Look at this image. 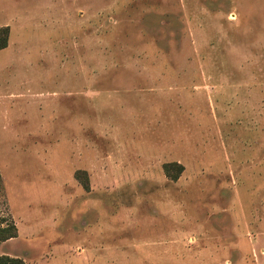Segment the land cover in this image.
Listing matches in <instances>:
<instances>
[{
  "label": "rangeland",
  "instance_id": "rangeland-1",
  "mask_svg": "<svg viewBox=\"0 0 264 264\" xmlns=\"http://www.w3.org/2000/svg\"><path fill=\"white\" fill-rule=\"evenodd\" d=\"M4 27L0 255L264 264V0H0Z\"/></svg>",
  "mask_w": 264,
  "mask_h": 264
},
{
  "label": "trees",
  "instance_id": "trees-1",
  "mask_svg": "<svg viewBox=\"0 0 264 264\" xmlns=\"http://www.w3.org/2000/svg\"><path fill=\"white\" fill-rule=\"evenodd\" d=\"M5 34L0 37V49L6 46V35L7 27H4ZM164 173L167 177L172 180H177L179 175L183 172L184 166L177 161L167 162L163 165ZM1 220V219H0ZM0 221V240L5 241L10 238H13L17 235V227L14 223L1 225ZM0 264H26L24 260L19 257L9 256V255H0Z\"/></svg>",
  "mask_w": 264,
  "mask_h": 264
}]
</instances>
